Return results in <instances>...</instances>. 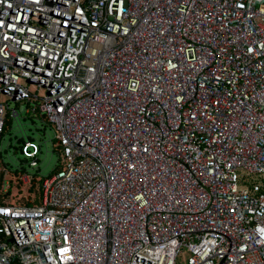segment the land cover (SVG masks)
Listing matches in <instances>:
<instances>
[{"label": "built area", "instance_id": "2783aa9c", "mask_svg": "<svg viewBox=\"0 0 264 264\" xmlns=\"http://www.w3.org/2000/svg\"><path fill=\"white\" fill-rule=\"evenodd\" d=\"M22 103L64 168L0 264H264V0H0V145Z\"/></svg>", "mask_w": 264, "mask_h": 264}, {"label": "rangeland", "instance_id": "374dc122", "mask_svg": "<svg viewBox=\"0 0 264 264\" xmlns=\"http://www.w3.org/2000/svg\"><path fill=\"white\" fill-rule=\"evenodd\" d=\"M11 107H14V103H11ZM17 108L20 111V116L9 119L1 141L0 169L7 172L6 182L11 183L16 176V171L21 172L24 170L28 175L37 176V183H39L63 166V158L60 156L56 146L54 129L41 118L29 116L24 103ZM25 142L35 143L40 147V153L37 156L38 165L36 167L30 165V160H26L22 152ZM10 185H5V189L11 190L9 196L2 192L7 199L6 201L14 204H18L17 202L27 204L25 199L32 194L29 192V186H23L21 190L14 184ZM33 194L32 198H37L35 204L40 205L42 191L38 189ZM31 205L33 206L34 204ZM188 257L187 250L184 249L178 258V264H188Z\"/></svg>", "mask_w": 264, "mask_h": 264}, {"label": "trees", "instance_id": "16d2710c", "mask_svg": "<svg viewBox=\"0 0 264 264\" xmlns=\"http://www.w3.org/2000/svg\"><path fill=\"white\" fill-rule=\"evenodd\" d=\"M37 117L41 118L39 115H37ZM45 122V121H44ZM46 123V122H45ZM47 125H49L50 127H52L50 124L46 123ZM56 141V140H55ZM57 142V141H56ZM26 143V142H25ZM25 145V144H24ZM56 146H57V149H58V152L60 153V156H62V147H60V145L58 143H56ZM23 152V151H22ZM26 160H30V163L33 161V159L31 158H27L25 157ZM64 168V164L63 166H61L60 168H58L54 173H56L57 171H60L61 169ZM26 174V172L23 170L21 172H18L16 171V176L14 177V180L11 181V185H16L18 188H20L22 190V187L23 186H29V192L32 193L31 196L27 199H25V201L27 202V204H20L19 202H17L19 205H25V206H32L31 204H34L36 205V199H33L32 196L34 195L33 193H35L36 191L41 190L42 191V196H43V182L44 180L46 179H42V181H40L39 183H37V176H32L30 175V182L29 184H24L23 181H22V177L23 175ZM4 178H5V175L4 173L1 174V177H0V203L2 202H5L7 199L5 198V196L3 195L2 193V189H3V185H4ZM10 185V186H11ZM11 193V190L8 191L6 194L7 196H9ZM4 196V197H3ZM3 197V198H2ZM25 202V203H26ZM33 205V206H34Z\"/></svg>", "mask_w": 264, "mask_h": 264}]
</instances>
